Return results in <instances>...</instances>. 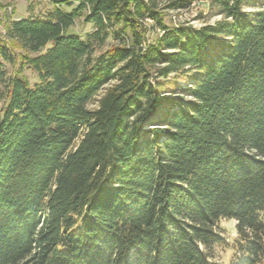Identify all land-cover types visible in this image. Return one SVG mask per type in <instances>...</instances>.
Wrapping results in <instances>:
<instances>
[{
  "label": "trees",
  "instance_id": "16d2710c",
  "mask_svg": "<svg viewBox=\"0 0 264 264\" xmlns=\"http://www.w3.org/2000/svg\"><path fill=\"white\" fill-rule=\"evenodd\" d=\"M255 1L212 0L222 18L200 27L168 24L158 0H62L76 5L12 21L39 81L11 78L0 115V264H218L222 220L236 222L240 264L264 263ZM78 18L84 37L68 33ZM185 69L188 100H175L156 80Z\"/></svg>",
  "mask_w": 264,
  "mask_h": 264
},
{
  "label": "rangeland",
  "instance_id": "374dc122",
  "mask_svg": "<svg viewBox=\"0 0 264 264\" xmlns=\"http://www.w3.org/2000/svg\"><path fill=\"white\" fill-rule=\"evenodd\" d=\"M62 0H0V44L5 45L13 58L11 61H6L0 55V63L6 70L5 81L0 83V115L7 104L6 93L9 81L16 75L24 77L31 84L39 81L37 73L26 63L24 54L26 51L15 40L8 36L7 30L13 20L28 17V16H43L48 10L59 5L63 10L69 11L74 6H68L61 2ZM172 0H158L159 6L165 15V21L168 24H187L193 27H200L204 24L214 23L222 17L214 13L211 6L212 0H192L191 4L184 8H170L167 5ZM245 8L246 11H251L256 7V1L250 0V3ZM11 7V9H9ZM92 25L85 23L82 18H78L75 24L68 29V33L78 34L84 37L92 30ZM157 32V31H156ZM156 32L151 33L154 37ZM113 41H109L102 50H105ZM47 49V48H46ZM44 49V51L46 50ZM35 55L34 53L31 56ZM195 72L185 69L183 72L171 73L167 78H159L158 81L162 90L168 96L175 100L187 101L188 98L182 94H178L177 88L185 86L189 83ZM99 97L94 99L90 106L94 107ZM234 220H222L219 223L218 230L223 237L221 244H214L209 253L212 260L218 264H240L246 258V254L237 245L238 233L235 228ZM83 229V219L80 218L72 229V232H81ZM264 264V263H263Z\"/></svg>",
  "mask_w": 264,
  "mask_h": 264
},
{
  "label": "built area",
  "instance_id": "2783aa9c",
  "mask_svg": "<svg viewBox=\"0 0 264 264\" xmlns=\"http://www.w3.org/2000/svg\"><path fill=\"white\" fill-rule=\"evenodd\" d=\"M9 9H11V7Z\"/></svg>",
  "mask_w": 264,
  "mask_h": 264
}]
</instances>
